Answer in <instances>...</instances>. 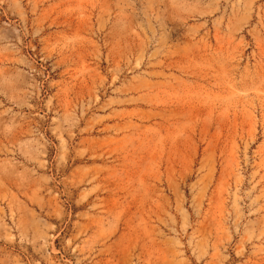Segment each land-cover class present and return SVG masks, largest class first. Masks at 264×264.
Instances as JSON below:
<instances>
[{
	"label": "rangeland",
	"instance_id": "1",
	"mask_svg": "<svg viewBox=\"0 0 264 264\" xmlns=\"http://www.w3.org/2000/svg\"><path fill=\"white\" fill-rule=\"evenodd\" d=\"M0 264H264V0H0Z\"/></svg>",
	"mask_w": 264,
	"mask_h": 264
}]
</instances>
